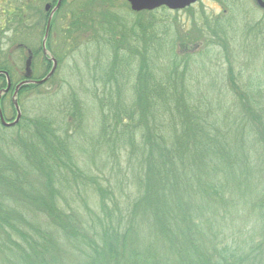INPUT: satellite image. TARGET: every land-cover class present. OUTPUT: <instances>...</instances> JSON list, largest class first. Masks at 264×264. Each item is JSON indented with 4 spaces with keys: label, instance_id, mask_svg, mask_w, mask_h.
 Instances as JSON below:
<instances>
[{
    "label": "trees",
    "instance_id": "obj_1",
    "mask_svg": "<svg viewBox=\"0 0 264 264\" xmlns=\"http://www.w3.org/2000/svg\"><path fill=\"white\" fill-rule=\"evenodd\" d=\"M43 1L0 0V71L11 86L10 58L25 61L26 49L33 68L44 64L34 78L50 69ZM94 4L59 10L46 49L60 64L58 48L72 54L95 34L114 51L94 79L102 89L70 87L53 114L0 125V264H264V16L202 13L195 58L147 38L146 12L132 13L141 33L132 48L125 24ZM126 49L136 55L129 87ZM57 69L20 88V109Z\"/></svg>",
    "mask_w": 264,
    "mask_h": 264
},
{
    "label": "rangeland",
    "instance_id": "obj_2",
    "mask_svg": "<svg viewBox=\"0 0 264 264\" xmlns=\"http://www.w3.org/2000/svg\"><path fill=\"white\" fill-rule=\"evenodd\" d=\"M89 1H93L95 3L94 5L97 8L95 9L96 12L102 10V8H100L101 5L107 4L108 8H111V11L118 16V23H124L126 26L125 31H129V36H132L130 41H126V44L131 45L132 48L138 47L135 44V38L137 35L141 36L139 31L140 27L139 25H136L134 16L125 0H106L104 1L105 3L99 0H85L84 2ZM82 2L83 0H79L76 4L83 5ZM220 2L224 3V5H222ZM1 8H3L2 4H0V10ZM70 8L78 7L71 6ZM229 8H240L244 12H247V15L250 19L255 21L264 16V11L258 8L253 0H201L195 5L182 11L171 12L166 9H159L149 13L148 15L142 14L140 15L142 22L139 24L141 27H143V23L144 27H146V25L152 27L153 31L150 28L148 29L151 32V35L147 38H153L156 41H160L162 43V50H168V54L175 53L178 55L181 52H190L192 56L195 55L196 58L197 54L199 55L201 52L202 43L200 39H197L196 42L192 38L195 34V31L201 28L202 13L213 17H216L220 14L224 16L228 15ZM140 16H136V18ZM1 22L2 20H0V23ZM94 29L96 31H100L99 36L102 37L101 27L99 28L98 26H94ZM204 33H207V30H205ZM185 34L188 35H186V38H183ZM109 37L111 38L112 35ZM185 39H191L193 41L189 40L186 41L187 43H185ZM92 40L95 41H92L91 45L84 44V42L80 41L79 48L72 54L67 52V48H58V50H56V53L61 58V61L60 64H57L58 69L53 81V85L42 87L37 92L22 96L20 99L21 115L25 114L26 116L31 117L44 113L53 114L54 110H56V104L62 98V96L68 95L70 87H76L77 89L75 90L79 91L81 86L84 84L82 89H85L86 93L93 89H102H100L99 83H94V79H97V81L101 82V75L105 76L107 71L106 69H108L113 61L114 51L112 47L98 41L95 34L93 35ZM31 43L34 44L33 46H36L35 39H33ZM148 43L152 42L148 41ZM57 45L58 40L57 38H54L52 40V48L57 47ZM126 51L128 50L126 49L124 52H121L125 55L124 59H120V65L123 66L128 61L135 59L134 57L136 56L133 53L131 56L130 52ZM13 60H15V58L11 57L8 64L13 65V70L15 73L19 72V75L15 77V79L18 80L21 78V73H23L25 62L20 60L14 62ZM0 61L3 62L5 60L1 58ZM207 66L209 67V63ZM43 67L44 64H42L41 59H37L35 61V67H32L33 76H40L43 73ZM125 67V70L121 69V71L125 72V74H123L121 83L125 84L124 87H127V79L129 78L130 74L128 72L127 64ZM101 70L102 73L100 75ZM82 80H84V82ZM84 103H86V101H84ZM9 104L10 96H7L2 102V108L7 120L13 119V114H11L12 111L9 108ZM96 107L97 104L95 101H93L91 103V111L96 109ZM11 134L14 135L15 133L13 132Z\"/></svg>",
    "mask_w": 264,
    "mask_h": 264
},
{
    "label": "water",
    "instance_id": "obj_3",
    "mask_svg": "<svg viewBox=\"0 0 264 264\" xmlns=\"http://www.w3.org/2000/svg\"><path fill=\"white\" fill-rule=\"evenodd\" d=\"M60 1L61 0H58L55 8L52 10V13L48 19L47 28L45 30V34H44L43 41L41 44L42 54L44 56H48L47 58H48V61L51 63V68H50L48 74L43 79H41L39 81H34V82L28 80L31 77V53H30V51L27 52L29 57L25 61V65H24V78L26 80L17 84L14 87V90H13L12 96H11V104H12L14 111H15L14 120L12 122H6L3 118V115H2V112L0 109V125L4 128H12V127L16 126L17 123L19 122L20 118H21V113H20L18 103H17V96H18L19 89L21 87L27 86V85L39 86V85L44 84L47 80H49L52 77V75L54 74V72L56 70V67H57L56 60L52 56H50L49 53L47 52L46 47H45V41H46V38L48 35L49 22L51 20L52 15L55 13V11L58 10V7L60 5ZM198 1H200V0H126V2L128 3V5L130 7V10L134 13L151 12V11L157 10L161 7H165L166 9H168L170 11H181V10L186 9L187 7H190L191 5L196 4ZM253 1L258 8H260L261 10L264 11V1L263 0H253ZM47 9H48V6L45 7V10H47ZM0 76H3L6 80L5 89L0 91V101H1V98L3 96H5L10 89V79H9L8 74L4 71H0Z\"/></svg>",
    "mask_w": 264,
    "mask_h": 264
},
{
    "label": "flooded vegetation",
    "instance_id": "obj_4",
    "mask_svg": "<svg viewBox=\"0 0 264 264\" xmlns=\"http://www.w3.org/2000/svg\"><path fill=\"white\" fill-rule=\"evenodd\" d=\"M77 1H79V0H64V2H63V0H61L60 1V5H59V7H58V10L57 11H55V13L52 15V17H51V20H50V22H49V27H48V35H47V38H48V36H49V32H50V25H51V22H52V19L54 18V17H57L56 16V13L57 12H60L59 10H62V12H64V10L66 9V8H70L71 6H76V7H78V8H88L87 6H84V5H78V4H76L77 3ZM85 0H83V2L82 3H85L86 4V2H84ZM57 2H58V0H46V1H43V4L40 6V8H42L43 9V11L45 12V15H46V23H45V28H44V33H43V37H44V34H45V30H46V28H47V22H48V19H49V17H50V15H51V13H52V10L55 8V6H56V4H57ZM46 6H48V9L47 10H44L45 9V7ZM62 8V9H61ZM91 8H96L95 7V5H93V7H91ZM100 8H108V5H101L100 6ZM25 35H26V33H24ZM43 37H42V41H43ZM47 38H46V41H45V44H46V42H47ZM42 41H41V44H42ZM3 42V41H2ZM28 51H30V53H31V64H32V52H31V50H29V49H26V51L24 52V56H25V61L28 59ZM43 55V54H42ZM51 56V55H50ZM43 57L48 61V56H44L43 55ZM24 61V62H25ZM49 62V61H48ZM50 63V62H49ZM25 64V63H24ZM51 65V64H50ZM35 67V66H34ZM48 72V71H47ZM47 72L45 73V76H46V74H47ZM18 75H19V72H18ZM3 77V76H2ZM4 78V77H3ZM10 79V78H9ZM26 79L24 78V69H23V73H21V78L20 79H18L17 80V82H16V84H14V85H12L11 86V80H10V89H9V91H8V93L4 96V97H2V98H6L7 96H10V98H11V96H12V92H13V90H14V87L17 85V84H19V83H21V82H23V81H25ZM28 80H30V81H39V80H41V79H39V80H37L36 78H34V76H33V72H32V66H31V77L28 79ZM3 81H4V87H3V84H0V91L1 90H3V89H5V87H6V80H5V78L3 79ZM27 86H29V85H27ZM24 87V86H23ZM1 98V99H2ZM4 99H2V101H0V109H1V112L3 113V108H2V102H3V100Z\"/></svg>",
    "mask_w": 264,
    "mask_h": 264
}]
</instances>
